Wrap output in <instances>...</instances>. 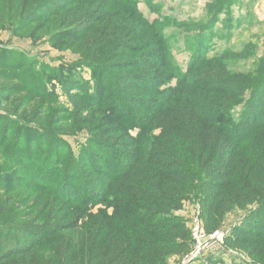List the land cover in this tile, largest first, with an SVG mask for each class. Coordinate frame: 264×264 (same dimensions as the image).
Returning <instances> with one entry per match:
<instances>
[{
	"label": "trees",
	"instance_id": "trees-1",
	"mask_svg": "<svg viewBox=\"0 0 264 264\" xmlns=\"http://www.w3.org/2000/svg\"><path fill=\"white\" fill-rule=\"evenodd\" d=\"M12 22L79 59L0 49V264H167L190 250V196L207 233L253 205L223 239L239 257L205 264H264V57L231 73L200 34L180 71L136 0H0Z\"/></svg>",
	"mask_w": 264,
	"mask_h": 264
},
{
	"label": "rangeland",
	"instance_id": "rangeland-1",
	"mask_svg": "<svg viewBox=\"0 0 264 264\" xmlns=\"http://www.w3.org/2000/svg\"><path fill=\"white\" fill-rule=\"evenodd\" d=\"M136 2L137 10L141 15L150 22L156 21L162 24V35L170 45L174 66L180 71H185L190 63L192 48L200 39V34L208 38L209 57L226 54L220 60L231 73L250 71L264 57V0H136ZM16 22L2 24L3 27H0V49L24 51L25 55L37 63L45 62L51 65L59 62L71 64L79 59V56L69 49L59 50L54 47L46 35H42L40 39H37V36H40L38 34L32 37L30 31L17 28ZM34 23L33 25L36 26L38 21ZM133 43L131 44L136 45L138 42ZM149 51H151L150 47L145 46L141 56L146 57ZM129 72L121 70L118 75L123 76ZM78 77L92 84L89 69L84 68L82 71L78 69L74 76H71L72 79ZM53 83L60 94L56 103L63 109L71 110L73 108L71 102L62 93L60 84L54 81ZM175 83L176 79L170 82L172 85ZM130 95L136 97L137 93L132 92ZM236 109L239 111V107ZM157 133V130L152 131V134ZM84 134L86 135L87 131L80 130L78 134L65 138L75 149L77 143L84 141ZM200 206L199 199L190 196L176 211L184 220L188 230L194 215L200 214ZM252 207L253 205H249L245 209L231 210L225 216L218 231H222L224 237L230 234L231 230L253 209ZM212 233H207L206 239L209 244L214 245L212 249L191 264H205L209 255L221 257L225 261L239 257V251L225 248L224 237L218 241L216 237L212 238ZM192 246L193 242L190 250ZM185 254L171 256L167 264H185Z\"/></svg>",
	"mask_w": 264,
	"mask_h": 264
},
{
	"label": "built area",
	"instance_id": "built-area-1",
	"mask_svg": "<svg viewBox=\"0 0 264 264\" xmlns=\"http://www.w3.org/2000/svg\"><path fill=\"white\" fill-rule=\"evenodd\" d=\"M189 232L193 242L192 249L185 254V264H191L196 261L199 257L206 254L209 250L212 249L214 245L209 244L207 239V232L204 228L203 220L201 214L197 213L191 220L189 225ZM217 238L218 241L223 239L224 233L222 231H214L212 233V238Z\"/></svg>",
	"mask_w": 264,
	"mask_h": 264
}]
</instances>
